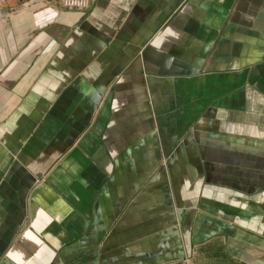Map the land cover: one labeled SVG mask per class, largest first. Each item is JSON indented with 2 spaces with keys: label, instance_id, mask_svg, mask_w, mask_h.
Returning a JSON list of instances; mask_svg holds the SVG:
<instances>
[{
  "label": "crops",
  "instance_id": "crops-1",
  "mask_svg": "<svg viewBox=\"0 0 264 264\" xmlns=\"http://www.w3.org/2000/svg\"><path fill=\"white\" fill-rule=\"evenodd\" d=\"M0 264H264V0H0Z\"/></svg>",
  "mask_w": 264,
  "mask_h": 264
},
{
  "label": "built area",
  "instance_id": "built-area-1",
  "mask_svg": "<svg viewBox=\"0 0 264 264\" xmlns=\"http://www.w3.org/2000/svg\"><path fill=\"white\" fill-rule=\"evenodd\" d=\"M62 9L67 11L84 12L87 11L92 0H58Z\"/></svg>",
  "mask_w": 264,
  "mask_h": 264
}]
</instances>
